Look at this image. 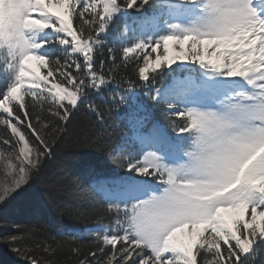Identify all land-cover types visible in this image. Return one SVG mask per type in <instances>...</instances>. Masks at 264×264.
<instances>
[{
  "label": "snow or ice",
  "instance_id": "obj_1",
  "mask_svg": "<svg viewBox=\"0 0 264 264\" xmlns=\"http://www.w3.org/2000/svg\"><path fill=\"white\" fill-rule=\"evenodd\" d=\"M0 76V216L52 156L50 133L85 104L104 123L94 92L130 135L103 142L124 173L90 187L116 216L79 264H248L264 250V0H0Z\"/></svg>",
  "mask_w": 264,
  "mask_h": 264
},
{
  "label": "trees",
  "instance_id": "obj_2",
  "mask_svg": "<svg viewBox=\"0 0 264 264\" xmlns=\"http://www.w3.org/2000/svg\"><path fill=\"white\" fill-rule=\"evenodd\" d=\"M145 9L147 14L152 11L148 5L140 11L135 8L128 11L131 16L138 17ZM127 23L132 24L131 17ZM132 26L136 27L135 24ZM118 27L123 33L125 21H118ZM116 54L122 56V51L117 49ZM51 56L62 57V52L57 49ZM107 64L111 65L112 61ZM117 64L119 67L114 71L118 76L137 78L131 67H124L122 60ZM3 85L0 76V88ZM89 99L101 105L105 112L104 123L101 125L85 104L63 131L49 134L50 140L56 136L52 156L45 159L40 174L32 181L29 194L17 201L9 215L0 216V264H30L32 258L37 264H79L81 259H92L88 253L99 244L97 233L87 228L95 224L104 227L113 224L116 213L107 210L108 206L90 185L93 180L124 173V169L105 155L103 142L122 143L130 132L115 112L108 115L109 105L102 104L101 97L93 92ZM141 99L152 104L143 92ZM157 116L162 122L169 120V116L159 109ZM5 136H11V132L0 125V138ZM85 137L94 138L92 143L99 142L101 147H78V142ZM0 151H10L9 146L0 144ZM0 176H3L2 171ZM12 235L16 236L15 241L11 240ZM14 248L18 250L14 251ZM73 248L79 251H73ZM248 264H264V250L258 251Z\"/></svg>",
  "mask_w": 264,
  "mask_h": 264
},
{
  "label": "rangeland",
  "instance_id": "obj_3",
  "mask_svg": "<svg viewBox=\"0 0 264 264\" xmlns=\"http://www.w3.org/2000/svg\"><path fill=\"white\" fill-rule=\"evenodd\" d=\"M151 2V0H150ZM155 56V54H153V57ZM173 67H175V65H173ZM176 118V117H175ZM174 134V133H173ZM18 138V137H17ZM113 226V224L109 227H104L102 225H99V224H95L93 226H90L87 228L88 231H92V232H95L97 234H102L104 233L107 229L111 228Z\"/></svg>",
  "mask_w": 264,
  "mask_h": 264
}]
</instances>
